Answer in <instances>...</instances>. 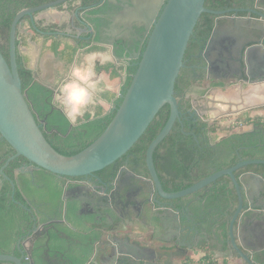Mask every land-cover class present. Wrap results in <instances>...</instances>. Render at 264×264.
Masks as SVG:
<instances>
[{"label": "flooded vegetation", "instance_id": "1", "mask_svg": "<svg viewBox=\"0 0 264 264\" xmlns=\"http://www.w3.org/2000/svg\"><path fill=\"white\" fill-rule=\"evenodd\" d=\"M125 6H132V3H122L119 0H96L93 4L88 5L80 0L56 8L64 9L63 13H66L68 20L58 22L47 19H45L46 21L39 20L38 17L46 11L34 15V24L29 17L22 20L18 29L19 51L20 32L23 29L29 38L40 39L43 53L48 51L54 53L56 57L60 58L65 68L63 72H60V79L54 85L47 84L42 86L43 92L34 93L35 101L31 103L32 108L37 114L39 122L45 128H47L48 120L54 111H59L66 118L59 103L54 100L62 81H64L61 78L78 61L85 49L95 45L109 48L110 57H113V64L118 72L111 70L108 74H119L120 71H126L129 68L136 70L138 61L135 59V54L142 48L144 31L135 28L127 36L125 32L121 31V28H113V19L124 10ZM242 10H254L257 15L248 12L242 13L244 15L239 13L237 17L246 19L243 21L234 18V14H228L220 19L217 30L219 43L241 44L242 48L247 44L252 46L255 42L264 44V0H257L253 8ZM0 11V14L5 13V11ZM94 12L97 13L93 14ZM96 20L99 22H95ZM27 26L33 36L29 35L31 33ZM249 30L252 32H248ZM84 42H89L90 46L79 49L72 64L62 59L63 52L66 55L69 53L68 44L79 47L80 43ZM215 48L216 50L209 58L213 64L211 67L203 56L206 47L203 50L197 48L190 58H185L187 69L197 83L206 81L205 84L210 86L222 87V85L226 86L234 81L242 82L244 90L250 85L245 81V77L252 76L254 80L264 77V71L261 70V68L264 69V65H260L258 62V60L264 59V52L260 48H253L249 51L250 66L243 72L237 61L230 62L228 67H223V63L217 55L219 46ZM55 49L58 50V53L55 52ZM20 54L22 55L21 51ZM233 54L237 59L238 54L235 52ZM224 55L229 56L228 53H224ZM193 60L195 63H192ZM29 65L27 67L34 73V83H36L35 81L39 80L41 76L40 71L33 68L31 62ZM182 83L186 87L185 82ZM190 88H186V99L190 101L191 106L182 108V120L193 123L199 120L208 121L206 115L209 113H205L202 108L196 110L197 102L187 97ZM201 101L204 104L207 102L206 100ZM200 114L205 116L206 120ZM212 114L216 115V113ZM71 125L74 124L71 123ZM61 126L63 125L59 124L58 128ZM253 131L254 128L251 132ZM3 141L5 140L0 138V143ZM8 151V147L3 144L0 147V156H5ZM14 155L15 153L10 158ZM230 156V149L221 147L214 157L217 160H224ZM196 161L197 157L192 162L195 167L194 174H197L199 170ZM12 162H17L19 166L14 169L12 174H8L6 170ZM12 162L4 170V175L0 174V189L5 181L9 182L12 186V197L14 198L15 195L18 197V205L24 211L14 214L15 227L11 232L14 234L13 245L16 241V247L21 257H27V251L35 238L37 240L33 254L37 257H48L49 261L43 262L44 264H71L65 263L62 258H73L83 254L89 257L97 255L100 257L102 248L98 245V238L101 232L108 234L124 232L133 243L157 252L164 244L175 245L183 239L189 244L188 251L182 252L185 264H199L202 258L213 256L212 249L215 245L223 247L228 254L233 253L234 257H238L231 247L230 239H226L222 235L221 225L225 221L226 210L230 205L226 197H221L218 202L208 203V194L200 193L201 190L184 199L177 200V202L164 201L159 197L156 201L155 195L151 193L150 177L145 174L142 166L135 163V157L132 154L124 156L112 168L98 172L93 176L80 178L53 175L45 170L37 169L34 164L23 157ZM121 200L127 207L128 219L120 218ZM165 205L180 215L179 220L169 214L168 217L163 218L162 222L160 221L159 218L163 216L161 209L165 208ZM5 221L10 222L8 218ZM29 224L31 227L26 229ZM236 233H238L237 228ZM256 235L264 236L263 223L258 221L251 225L248 224L241 235L244 244L252 251L257 245H261L264 239L263 237L257 240L255 239ZM198 248L204 250L205 255L196 261L193 255ZM259 259V256H255L254 262L261 264ZM238 261L241 264H247L240 258ZM72 264L74 263L72 262ZM202 264H213V262L208 259ZM222 264H226L225 261Z\"/></svg>", "mask_w": 264, "mask_h": 264}, {"label": "water", "instance_id": "2", "mask_svg": "<svg viewBox=\"0 0 264 264\" xmlns=\"http://www.w3.org/2000/svg\"><path fill=\"white\" fill-rule=\"evenodd\" d=\"M69 1L56 0L20 11L11 25L9 62L0 51V138L4 139L15 152V155L1 169L0 174L4 175V170L12 161L23 157L34 164L37 169L45 170L59 177L93 176L126 156L145 134L160 110L169 105V120L150 144L146 154L152 195H155L156 201L159 197L161 200L173 202L191 196L225 176L230 177L236 189L239 203L230 222L229 242L238 258L245 263L256 264L255 256H259L260 263L264 264V239L262 244L257 245L252 251L244 244L241 236L248 224L251 225L258 221L263 223L264 227V178L255 173H244L239 178L235 176L236 172L245 167L264 165V160H241L231 168L221 170L188 189L174 193L166 192L163 189L154 163V154L157 148L169 136L175 123L182 121V112L176 98L175 86L182 70L187 68L186 51L201 16L208 13L218 17L203 55L208 60L209 67L213 65L209 58L216 50L215 47L219 46L217 55L220 57L223 67H228L230 62L237 61L243 72L250 66L249 51L253 48L264 50V44L255 42L252 46L247 44L242 48L241 44L219 43L217 39L218 23L228 14H234V18L243 21L246 19L237 17L239 13L248 12L257 15V12L242 9L209 10L205 8L206 0H119L122 3L131 2L132 6H125L124 10L113 19V28H121V31L125 32L127 36L135 28L144 31L142 48L135 54V59L138 61L136 71L126 94L121 96V105L118 108H113L117 109L116 114L105 131L83 151L73 156H64L47 141L42 131V125L38 123L28 101V95L22 89L17 64V41L18 29L24 18L29 17L34 24L35 14L56 9ZM258 16L261 17L260 14ZM250 31L252 32V30L248 32ZM233 52L238 54L237 59ZM224 53H228L229 56H225ZM49 56L54 57L56 65H61L59 57L54 54ZM44 64L43 62L42 67ZM261 70L264 71L262 68ZM244 79L250 85L264 83V77L254 80L252 76H247ZM35 82L41 86L47 85L41 79ZM124 82L121 86H124ZM241 86L243 87L242 82ZM195 108L196 110L202 108L205 113L209 114L216 110L207 102L204 105L195 104ZM238 114L239 112H233L229 115ZM201 117L206 120L205 116L201 115ZM248 128L253 130L252 126ZM257 201L259 203H256ZM121 203L120 218L128 219L127 207L123 200ZM161 212L163 215L159 218L161 222L169 214L179 220L180 215L174 209L168 208V205H165ZM236 228L238 233H236ZM126 235L124 232L116 234L101 232L98 238V245L102 248L100 257L98 255L89 257L83 254L62 259L65 263L71 264L73 261L84 259L87 260L85 264H174L168 249L170 243L164 244L157 252L133 243L131 238ZM263 237L256 235L255 239ZM36 240L37 238H35ZM35 241L31 242L27 257L19 258L0 254V262L23 264V260L27 258L29 264H37L33 254ZM39 259L44 262L49 261L48 257L40 256Z\"/></svg>", "mask_w": 264, "mask_h": 264}, {"label": "trees", "instance_id": "3", "mask_svg": "<svg viewBox=\"0 0 264 264\" xmlns=\"http://www.w3.org/2000/svg\"><path fill=\"white\" fill-rule=\"evenodd\" d=\"M52 1L56 0H0V10L5 11V13L0 14V51L8 62L10 30L15 16L24 9L37 7ZM77 1L80 0H70L68 3L71 4ZM81 1L88 5L96 2V0ZM256 1L257 0H206L205 8L215 11L230 9L241 10L253 8ZM96 13L97 12H94L93 14ZM240 15L244 14L240 13ZM217 18V16L208 13L201 16L189 42L185 58H190L197 48L203 50L206 47L214 30ZM97 21L99 22V20L95 22ZM88 46H90L89 42L80 43L79 47L68 44L67 48L69 53L66 55L65 52H63L62 59L72 64L79 49ZM17 47L19 48V41H17ZM97 50V46H93L89 51L93 52ZM55 52L58 53V50L55 49ZM24 60L19 49H17V64L19 76L22 81V89L27 93L28 101L32 108L31 103L35 101L34 93L38 91L43 92L44 88L34 83V73L27 67ZM192 63H195V61L193 60ZM111 70L118 72L113 63H107L106 65L96 64L95 67L97 74L103 72L109 73ZM135 71L136 70L133 68H129L125 71V82L124 86L120 89L119 97L111 95L106 91L99 92L103 100L108 104H112L111 109H106L103 105H89L88 109L85 111V115L80 119V122L73 126L59 111H54L48 120L47 128L42 125V131L51 146L64 156L76 155L90 146L113 120L117 110L113 108H118L121 105V96L126 94L131 85L132 76ZM120 72L123 73V70ZM183 81L186 87H184ZM196 83V80L192 78L191 72L188 71L187 68L183 69L175 86L176 98L181 110L183 107L191 106L190 101L186 99V88L193 87ZM256 111L257 109L248 110L236 115L234 118L236 123L233 127L227 129V135L220 139L212 137L216 134L217 130L215 129V123L211 124L209 120H199L196 123L183 120L177 121L169 136L161 143L154 154L156 171L163 189L169 193L183 191L221 170L233 167L241 160H264V117L258 115L253 117L248 115V113L252 114ZM91 113H94V115ZM34 115L38 123L41 124L35 112ZM169 117L170 107L166 105L160 110L145 134L128 153L134 155L135 163L144 168V172L148 177H150L146 166L148 147L165 127ZM59 124L63 126L58 128ZM245 126H252L254 131L248 133H238L235 131V129ZM3 144L8 147L9 151L5 156H0V169L5 165L10 156L15 153L6 141L0 143V147L3 146ZM221 147H228L231 156L224 160H217L214 156ZM196 157V164H198L199 170L197 174H194L195 167L192 165V162ZM115 164L105 170L112 168ZM18 166L19 164L17 162H12L6 172L12 174L14 169ZM244 173H255L264 178V165H251L245 167L236 172L235 176L239 178ZM200 193L208 194V203L218 202L221 197H226L229 201V209L227 208L226 210L227 215L224 219L225 221H223L221 225V230L224 238L230 239V222L239 203L236 189L230 177L225 176L219 179L217 182L206 187V189H203ZM18 200L16 195L14 198L12 197V186L9 182L5 181L0 189V254L12 255L20 258L21 255L16 247V241L13 245L14 234L11 233L15 227L14 214L16 212H24L18 205ZM6 218H8L10 222H6ZM29 227H31V224L27 225L26 229ZM39 258L40 257L35 256L37 264H44V261H40ZM208 259H210L213 264H218L214 261L212 256L202 258L199 264L206 262ZM86 261L87 260L84 259L81 261H73V263L85 264ZM0 264L11 263L0 262ZM23 264H29L27 258L23 260Z\"/></svg>", "mask_w": 264, "mask_h": 264}, {"label": "crops", "instance_id": "4", "mask_svg": "<svg viewBox=\"0 0 264 264\" xmlns=\"http://www.w3.org/2000/svg\"><path fill=\"white\" fill-rule=\"evenodd\" d=\"M63 11L65 10L64 9L63 10L52 9V10L46 11L45 13L41 14L38 17V19L41 21H46L45 19H47L53 22L68 20V16L66 15V13H63ZM30 43L32 44L33 50L29 53L27 52L25 53L27 54V56H29L28 58L32 60V63H31L32 67L35 68L37 71H40L39 74L41 76L39 77V79H41L43 82H45L48 85L49 84L54 85L56 81L60 79V75H59L60 72H63L65 70L64 64L61 63V65H56L54 63V57L49 56L54 53L50 51L43 53L41 49V45H40V39L37 38L33 40V38L31 37ZM95 46H97L98 48L97 51L90 52L89 50L91 47L85 49L80 55V58L78 59V61L82 59V55L85 52H88V53L98 54L95 59V65L96 64L106 65L107 63H113L114 59L113 57H110V53H109L110 51L108 47H102L98 45H95ZM260 49L262 52H264L262 48ZM20 51L22 55L24 56L25 54L23 52L22 46H20ZM78 61L69 68L67 74H65L64 77L61 78L62 80L64 79L65 81L71 78L72 69L76 65H78ZM43 62L45 64L42 67ZM258 62L260 63V65L261 64L264 65V59L258 60ZM95 73H96L95 77H98L100 75L107 77L108 75L111 76L112 74L115 75L116 77L122 76V79H121L122 81L120 82V86H119L120 88L125 80V71H123V73L119 72V74L117 73L108 74L104 72L101 74H97L96 71ZM94 79L96 80L97 83L102 82V79L99 77H98L99 80L97 78H94ZM115 81H118V79H115ZM120 88L119 90H117L118 95H116V97H119L120 95ZM232 88H233V91L231 93L227 92V91H230V89ZM97 89L93 91L94 103L90 105H94V106L108 105L109 109H111L112 104H108L105 100H103L101 96L99 95V92H105V91L109 93L111 92L110 93L111 95H114L115 93H112V91H110L111 88H108V89L101 88L98 90ZM226 92L229 93L227 97L223 96ZM196 96L198 97L195 98ZM187 97L192 99L193 101H196L197 104H202V105H204V103H202L201 100L205 99L207 103H209V106L213 108H217L218 106L226 108L227 106L228 107L230 106L233 109H235L233 110V112L243 113L248 110L257 109V111L253 112L251 116L258 115V116L264 117V83L262 84L259 83L257 85H249L246 90H243V87L241 86V82H235V81L233 83H229V85H226V86L222 85V87H217V85L210 86L208 84H205V87H200V88L191 87L188 91ZM235 117L236 115L234 116V118ZM245 131L251 132L250 128H248ZM222 248L223 247L216 246V245L213 247L212 257H214L215 262H217L218 264H222L223 261H225V263L228 262V264H241L238 261V257H234L233 253L228 254L227 252L224 251V248L223 249ZM168 249L172 255L171 260L174 264H185L184 256L182 255V252H185L186 250L188 251L189 249L188 242L182 239L179 243L177 242L175 245H171ZM204 255H205L204 250H201L200 248H198V250H196V253L193 255V258L194 260L199 261L202 257H204ZM232 260H235L236 262L230 263V261Z\"/></svg>", "mask_w": 264, "mask_h": 264}, {"label": "clouds", "instance_id": "5", "mask_svg": "<svg viewBox=\"0 0 264 264\" xmlns=\"http://www.w3.org/2000/svg\"><path fill=\"white\" fill-rule=\"evenodd\" d=\"M97 55L88 52L82 55L80 63L72 69L71 78L61 84L54 100L74 125L80 122L89 105L94 103L93 91L97 87L94 68Z\"/></svg>", "mask_w": 264, "mask_h": 264}, {"label": "rangeland", "instance_id": "6", "mask_svg": "<svg viewBox=\"0 0 264 264\" xmlns=\"http://www.w3.org/2000/svg\"><path fill=\"white\" fill-rule=\"evenodd\" d=\"M27 29H28V26H27ZM28 31L31 33L29 35H32L33 36L31 30L28 29ZM20 40H21V46L23 48V52L25 54L24 55V59L26 61L27 66H30L29 65V62L32 63V60L28 58L29 56H27V54L25 52L29 53V52H31L33 50V48H32V44L30 43V38H29L28 34L26 35V33H24L23 29L20 32ZM80 61H81V59L78 61V64L80 63ZM98 77L102 79V82L97 83L96 89L97 88L98 89H101V88H103V89L111 88L110 91H112V93H115L114 96L118 95V91L117 90H119V88H120L119 86H120V82L122 81L121 80L122 79V76L121 77L120 76L119 77H116L115 75L112 74L111 76L108 75L107 77L101 76V75L98 76ZM98 77H95V78L98 79ZM115 79H118V81H115ZM104 80H105V82H104ZM205 82H203V83H197L193 87H196V88L197 87H199V88L200 87H205ZM246 89L247 88H244V90H246ZM232 91H233V88L230 89V91H227V92H230L231 93ZM227 92L223 96L227 97V95L229 94ZM197 97L198 96H196L195 98H197ZM198 99H200V98H198ZM105 107H106V109H109V106L108 105H105ZM224 109H225L224 110L225 112L222 113V114H216V115L215 114H208V115H206V117L209 119V121L211 122V124L212 123H215V129L217 130V132L212 137L217 138V139H220V138L225 137L227 135V131L226 130L229 129L230 127H233V125L236 123L235 120H234V116L235 115H229L235 109H233L230 106L229 107L227 106ZM248 115H251V113H248ZM215 117H217L218 119H214ZM253 117H256V115H254ZM247 129H248V127L245 126V127L237 128V129H235V131L238 132V133H242L243 131H245ZM235 262H236L235 260L230 261V263H235Z\"/></svg>", "mask_w": 264, "mask_h": 264}, {"label": "bare ground", "instance_id": "7", "mask_svg": "<svg viewBox=\"0 0 264 264\" xmlns=\"http://www.w3.org/2000/svg\"><path fill=\"white\" fill-rule=\"evenodd\" d=\"M224 110H225V109H224L223 107L218 106V107L216 108V110H215L213 113H216V114H222V113L225 112Z\"/></svg>", "mask_w": 264, "mask_h": 264}]
</instances>
